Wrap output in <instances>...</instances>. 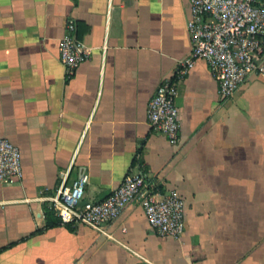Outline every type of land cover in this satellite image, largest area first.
<instances>
[{"label": "crops", "instance_id": "crops-1", "mask_svg": "<svg viewBox=\"0 0 264 264\" xmlns=\"http://www.w3.org/2000/svg\"><path fill=\"white\" fill-rule=\"evenodd\" d=\"M188 0H0V136L21 179L0 182V264H264V75L221 98L199 58L177 81L176 142L147 102L191 49ZM92 48L66 77L65 20ZM185 201L184 230L160 236L128 203L100 227L43 228V203L86 175L101 200L129 171Z\"/></svg>", "mask_w": 264, "mask_h": 264}, {"label": "built area", "instance_id": "built-area-1", "mask_svg": "<svg viewBox=\"0 0 264 264\" xmlns=\"http://www.w3.org/2000/svg\"><path fill=\"white\" fill-rule=\"evenodd\" d=\"M189 53L180 58L173 72L157 85L147 102L150 127L176 142L179 132L175 103L177 81L199 58L204 59L221 98L231 96L251 73L264 75V0H188ZM92 48L77 34L76 21L68 17L59 41L60 60L66 77L89 58ZM21 152L10 139L0 136V182L21 179ZM87 176L58 186L49 199L62 223L100 227L114 220L130 202L144 209L151 229L160 236L178 237L184 230L185 201L171 188L158 190L145 172L129 171L101 200L83 199Z\"/></svg>", "mask_w": 264, "mask_h": 264}, {"label": "trees", "instance_id": "trees-1", "mask_svg": "<svg viewBox=\"0 0 264 264\" xmlns=\"http://www.w3.org/2000/svg\"><path fill=\"white\" fill-rule=\"evenodd\" d=\"M43 210H44V214H45V217H46V224H45V226L43 228L35 229L34 233L41 232L44 228L51 227V226H54V225L62 223L60 221L59 217L56 215L54 209L49 206L48 202H44L43 203ZM63 224H66L69 227H71V223L70 222H64ZM11 244H13V243L5 245V246L1 247L0 249L4 248L6 246H9Z\"/></svg>", "mask_w": 264, "mask_h": 264}]
</instances>
